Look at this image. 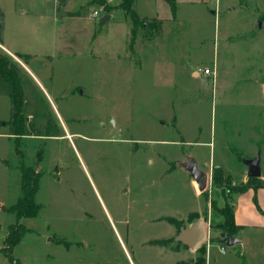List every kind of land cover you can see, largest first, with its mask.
<instances>
[{
	"label": "rangeland",
	"instance_id": "374dc122",
	"mask_svg": "<svg viewBox=\"0 0 264 264\" xmlns=\"http://www.w3.org/2000/svg\"><path fill=\"white\" fill-rule=\"evenodd\" d=\"M122 1H105L115 13L101 25L100 0H0V54L8 79L21 77L27 117L16 142L0 77V264H169L153 242L177 228L157 217L189 209L180 162L192 143L179 141L209 143L193 147L214 161L208 202L232 205L249 183L244 160L258 153L264 179V0H177L175 16L167 0H135L137 14L176 18L138 23L132 46ZM65 5L79 16L64 20L58 41L47 14ZM22 163L41 175L42 209L21 219L27 231L7 249ZM223 219L208 214L210 225Z\"/></svg>",
	"mask_w": 264,
	"mask_h": 264
},
{
	"label": "crops",
	"instance_id": "0c3cea01",
	"mask_svg": "<svg viewBox=\"0 0 264 264\" xmlns=\"http://www.w3.org/2000/svg\"><path fill=\"white\" fill-rule=\"evenodd\" d=\"M109 4V0H105ZM122 3V2H120ZM118 3V4H120ZM68 4V3H67ZM67 5L63 7V13L57 14L53 8H51L52 13L47 14L48 17H52L53 20L58 24V28L54 31L57 34V40L63 39V35L66 32L64 25V20L66 18H74L79 15L73 14L74 12L66 10ZM21 13H25L21 11ZM114 11L110 12L111 18L114 19ZM28 14V13H25ZM138 15L141 18H148V21L157 20L160 22L161 26H164V21L167 19L174 20L176 17L171 16L168 18H162L159 16H145L142 14ZM46 16V14H45ZM122 21L128 24V28L133 29L131 20L126 14H123ZM62 23L63 27H60ZM3 25V24H2ZM150 26L145 23L144 28H149ZM4 26L2 27L3 32ZM53 31V32H54ZM15 48L16 46H12ZM20 47V46H18ZM24 49H20L22 54L29 55L30 61L37 57L35 50L27 49L28 46H22ZM4 51L12 57L17 58L21 63L22 61L14 54V52L7 46H3ZM21 48V47H20ZM16 49V48H15ZM22 65L27 68L30 73L39 81L38 77L34 72L25 64ZM22 70V68H20ZM40 82V81H39ZM9 97V96H8ZM181 134L182 133V130ZM186 140V139H185ZM177 142V141H176ZM182 143H192V150L185 154L186 157L180 162V165H189V168H183L188 172L189 175V209L185 211L184 218H180L182 221V227L180 229L175 228L173 234L159 239L154 240H165L175 237L174 243L169 244H157L156 247L161 251L163 255H169L172 258L169 264H176L181 261H186L188 263L196 262L199 257V245H195L197 239L196 230L201 228L204 234L203 241L201 245L206 247L205 264H264V179H261V185L257 188L248 187L244 191H237L233 195V212L235 224L239 227L237 237L240 242L229 249L221 250V246L224 245L225 241L220 240L219 236L222 231L218 228L211 227V237L208 238V214L212 217V207L211 202L204 200L203 193L207 189H211L210 172L208 169L210 165L214 163L213 159L210 157L209 160L202 161L199 159V150H193V147H203L208 146V142L201 141L200 138L194 141H179ZM220 207L224 206L227 202L215 198ZM191 214H198L196 217L190 218ZM172 216L161 215L157 217L159 221L167 220V218ZM222 217V216H221ZM220 221V220H219ZM172 224V223H170ZM211 226V225H210ZM208 240L209 246H208ZM201 255V254H200Z\"/></svg>",
	"mask_w": 264,
	"mask_h": 264
},
{
	"label": "trees",
	"instance_id": "16d2710c",
	"mask_svg": "<svg viewBox=\"0 0 264 264\" xmlns=\"http://www.w3.org/2000/svg\"><path fill=\"white\" fill-rule=\"evenodd\" d=\"M102 4L105 6V12L109 11L110 5L105 4V0H100ZM170 4L172 14L175 16L178 6L177 0H167ZM135 0H123L121 3V7L125 9L133 20V29H132V41L131 46L133 45L136 36H137V28L136 25L141 23L145 26V22L148 21V18H141L135 9L133 8ZM7 73V75H6ZM13 72H11L7 68V63L5 59L0 54V77L9 82L10 87V99L12 103V111L11 118L8 121L10 125V134L15 138L16 142L19 138L27 135V117L24 113V91L21 84V77L16 76L13 78L14 80H9L8 76H10ZM7 124V122H6ZM20 170L22 173V196L18 199L17 203L11 208L13 212L16 214L15 223L9 226L8 235L5 239V244L8 247L7 249L14 248L22 239L23 235L26 233L27 228L21 222V219L24 217H36L39 215L40 210L42 209V205L36 201V196L40 190L41 186V175L39 172L29 165L22 163L20 165ZM218 168L215 170L214 180L216 182V178L218 177L217 172ZM260 178H249V183L245 188L240 189L238 191H244L248 187L257 188L261 184ZM208 192H204L203 196H207ZM206 194V195H205ZM205 200L208 201V198L205 197ZM212 210L217 212L219 216H222L224 219L220 220L218 223L211 222V227L220 229L223 233L226 234V237L236 236L239 230V227L235 224L234 221V212L233 206L226 203L224 206L220 207L217 203V200L214 199L211 201ZM198 214H191L190 218L196 217ZM169 223L175 224L178 229H180L182 225V221L175 219L174 217L167 218ZM220 240L225 241L221 235L219 236ZM170 239L165 240H154L153 243L156 244H167ZM201 255L197 258L196 262L188 263L186 261H181L176 264H205L204 254L206 253V247L201 246L200 248ZM11 260H13L11 258Z\"/></svg>",
	"mask_w": 264,
	"mask_h": 264
},
{
	"label": "water",
	"instance_id": "95a60500",
	"mask_svg": "<svg viewBox=\"0 0 264 264\" xmlns=\"http://www.w3.org/2000/svg\"><path fill=\"white\" fill-rule=\"evenodd\" d=\"M110 18H111V15L109 12H103L101 16V25L109 21ZM244 162L248 166L247 175L249 178H261L262 167H261V154L260 153H258L257 156L254 158L245 159ZM196 233H197V239L195 241V245H199L203 241L204 234L201 228H198L196 230ZM221 236L225 238V242L228 246H234L240 242L237 236L226 237V234L223 232L221 233Z\"/></svg>",
	"mask_w": 264,
	"mask_h": 264
},
{
	"label": "built area",
	"instance_id": "2783aa9c",
	"mask_svg": "<svg viewBox=\"0 0 264 264\" xmlns=\"http://www.w3.org/2000/svg\"><path fill=\"white\" fill-rule=\"evenodd\" d=\"M100 15V11L99 10H94V12H93V16H99ZM201 72H203L204 74H210L211 73V68H209V67H206V68H204V70L203 71H198V73L200 74ZM207 234H208V238L210 239V237H211V226H210V224H209V226H208V231H207ZM209 241L210 240H208V246H209ZM221 248V250H225L226 249V246L225 245H223V246H221L220 247Z\"/></svg>",
	"mask_w": 264,
	"mask_h": 264
}]
</instances>
